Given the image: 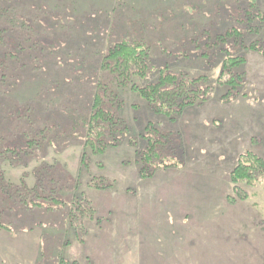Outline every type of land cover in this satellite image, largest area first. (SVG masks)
<instances>
[{"label": "rangeland", "instance_id": "rangeland-1", "mask_svg": "<svg viewBox=\"0 0 264 264\" xmlns=\"http://www.w3.org/2000/svg\"><path fill=\"white\" fill-rule=\"evenodd\" d=\"M8 10L2 38L37 48L24 58L19 72L27 76L11 95L18 106L10 130L3 125L11 138L20 131L46 140L0 170L28 192L26 200L45 189L60 202L49 210L15 205L0 215L9 227L0 226V264H264V174L236 186L229 179L248 152L264 163V59L244 48L264 42L255 16L264 17V0H23ZM120 42L147 51L142 67L132 64L121 76L101 68L107 48ZM227 53L245 59L232 71L244 77L234 88L228 76L219 80ZM10 64L2 61V74ZM113 76L124 84L114 90L127 131L102 152L83 143L74 122L89 112L97 81L107 86ZM175 80H193L189 95L199 100L180 108L164 94L150 104L131 89L150 94L159 83L167 91ZM24 113L29 124L14 121ZM147 126L171 134L181 153L164 146L161 158L178 157L181 165L142 178L137 153ZM101 181L108 187L98 188ZM75 200L88 205L81 218Z\"/></svg>", "mask_w": 264, "mask_h": 264}, {"label": "trees", "instance_id": "trees-1", "mask_svg": "<svg viewBox=\"0 0 264 264\" xmlns=\"http://www.w3.org/2000/svg\"><path fill=\"white\" fill-rule=\"evenodd\" d=\"M21 2H23V0H0V17H3V14H5L9 8L11 9L15 7L17 3ZM252 5L255 4L252 3ZM260 13L261 12L255 16L261 20L260 22L264 26V17L261 15L262 13ZM3 30L4 28L0 26V65L2 64V61H8L11 63V70L8 69L7 71V69H5L4 74H2L0 70V165L5 160H8L12 165L14 162H17L22 158L21 153L28 155L26 153L27 151L40 149V146L46 140V137L43 138L42 136L41 138H37L38 135L36 137L33 135V138L31 139L23 138V135H19L21 133L20 131L15 133L16 128L11 123L13 126L12 130L17 135L11 138V135L7 134V131L3 125L4 122L7 121V125L9 126L8 130H10V122L12 121L10 120L12 116L11 114H14V111L16 110L15 107L18 106L13 101L11 95L19 91V88L22 86V79L24 76H27V74L23 75V73L19 72L20 69L24 68L25 66L24 58H26L28 55L31 56L32 50H36L37 48L35 42H32L31 46L28 45L26 49L25 47L23 49L22 45H18V41H16L17 39L15 37L5 36L2 38ZM234 32L235 31H228L225 36L232 35ZM236 33L240 32L236 31ZM222 38H224V36ZM3 41L5 44H7L6 46L2 45ZM244 48L248 51L256 52L264 59V42H253ZM38 52L39 51L37 50V53ZM146 53L147 51L142 44H130L127 42L116 43L107 48L101 63V68H104L105 65H110V71L112 73H119V76H121L122 74L128 73L129 67L132 64L142 67ZM36 59L37 56L35 55L31 62L33 60L35 61ZM108 61L111 63H108ZM244 63L245 59L241 57H231L230 54L227 53L222 63V71L220 73L219 80L222 75L224 77L226 75V77L228 76V79L225 81V83L228 85L233 86V88L235 85H242L244 77L242 75L233 74L232 71ZM137 72H139V75L144 78L146 72L144 68ZM191 81L193 80L187 81L188 83H177L175 80L172 82L174 85H172L171 88H169L170 90L167 91L162 89L159 90L157 88L159 83H155V85H153L151 88L150 94H147L145 92L146 90H142L137 87H131V89L138 92L144 99H146L147 103L158 104L160 103V99L164 101L163 98L165 97L163 96L166 94L168 97H170L168 103L173 104L175 100H178V106L183 108V106L193 105L199 100L197 97H192L189 95L190 91L188 90L194 83ZM108 83L110 84L107 86H102L99 80L97 81L95 84L96 90L92 96L89 112H87L81 121H79L80 123H78V121L74 122L75 124L80 125L83 143L90 141L91 145H93L98 151L102 152L108 147L119 145L118 142L124 137V134L127 131V128L123 126V124L120 122V119L116 116V114L119 113L122 108L123 101L121 100L118 92L114 90V87L117 86V84H124H121L119 79L114 76L108 80ZM202 99L203 93L200 96V100ZM162 108V105H158L157 107L155 105L153 107L156 113H160L162 110L163 113H169L165 112ZM9 110L10 113H7ZM19 115L14 118V121L21 120L20 122H26L29 124L28 121L30 118L27 119L28 117H25V113L20 116ZM146 129L147 135L143 136L142 139L144 150L137 153L141 163L143 164V167L140 168L139 172L140 177L147 178L151 176V173L157 169L179 167L181 164L178 157L177 159H174V157L170 155L171 157L167 159L165 158L163 160L161 158V150L164 146L167 151H178V149L174 146L177 141L171 140V134L155 130L154 128L148 126ZM37 133H41V130H39ZM172 137L174 138L173 135ZM16 138L18 139V143L14 142ZM35 173L36 177H38L40 174L39 171H36ZM261 174H264L263 161L248 152L245 155L239 157L236 166L229 174V179L231 183L236 186L240 181H245L247 183L255 181L256 177ZM48 180L50 181L52 179L49 178ZM38 181L40 182V177L38 178ZM97 187L100 189H105L108 187V185L104 181H101ZM40 190H36L35 193H31L29 200H26L25 196L28 192L20 191L19 187H13L10 185L5 179L3 172L0 170V215H4L6 212H9L10 208H13L14 210L15 205L23 206L22 204H27V206L32 204L43 210L56 209L58 202H60L59 197H51L50 193L46 192L47 190H45V192ZM234 190L237 191L236 187H234ZM45 194H47V196ZM237 194L240 199H244L242 195L239 193ZM73 201L66 202L68 210H65V214L63 213L65 216L64 219L66 221H68L67 218L70 217V212L72 214V212L74 213V211H78V216L80 218L85 216L84 210L88 207L87 203L84 201L75 200L78 205L73 207L74 211H71L72 206L76 204ZM68 223L70 222L68 221ZM0 226L5 229H9L7 224H0ZM58 264H61V262Z\"/></svg>", "mask_w": 264, "mask_h": 264}]
</instances>
